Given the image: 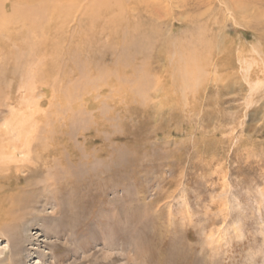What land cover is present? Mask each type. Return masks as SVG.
Listing matches in <instances>:
<instances>
[{"label": "rangeland", "instance_id": "374dc122", "mask_svg": "<svg viewBox=\"0 0 264 264\" xmlns=\"http://www.w3.org/2000/svg\"><path fill=\"white\" fill-rule=\"evenodd\" d=\"M63 1L1 37L0 264H264V0Z\"/></svg>", "mask_w": 264, "mask_h": 264}, {"label": "bare ground", "instance_id": "6f19581e", "mask_svg": "<svg viewBox=\"0 0 264 264\" xmlns=\"http://www.w3.org/2000/svg\"><path fill=\"white\" fill-rule=\"evenodd\" d=\"M9 1V0H8ZM38 1V0H37ZM54 1H57V0H54ZM59 1V0H58ZM71 1V0H70ZM73 1V0H72ZM111 1L113 2V0H96L95 3H96V8H95V11L98 10V9H102L107 7V5H111ZM53 2V0H40L39 3H37L36 5H33L32 7L30 8H27L26 10H16V8H9L8 6V3L6 1H3L0 0V45L3 47V44H2V41H1V37H9L8 39L12 38V34L11 35H8L10 29L9 27L13 26L14 24H17L18 22L16 21H21L22 24H25L26 26L29 27V30L34 32V34L36 35V33L39 32L40 35H53V32H52V29L50 28V25L49 23H46L47 20H46V17H48L49 15H51V19H53L52 17H55L56 15H59V14H62V13H66L69 6H73L72 3L70 4H67L65 1L62 2L63 5L65 6H59L56 7V6H53L51 3ZM61 2V1H60ZM78 2V1H77ZM88 2V0H87ZM36 3V2H35ZM10 4V3H9ZM12 4V3H11ZM34 4V3H33ZM61 4V5H62ZM90 4V3H89ZM18 7V6H17ZM93 7V6H92ZM19 8V7H18ZM11 10V13L9 15H5V13H7V10ZM20 9V8H19ZM109 9V8H108ZM94 10V8H93ZM105 10V9H104ZM69 12V11H68ZM95 13V12H94ZM55 19V18H54ZM57 20V19H55ZM64 21V20H63ZM62 21V22H63ZM21 24V23H20ZM24 25V26H25ZM53 25V24H52ZM93 25V24H91ZM23 27V26H22ZM27 28V27H26ZM62 29V28H61ZM47 31V32H46ZM60 31V30H59ZM55 32V31H54ZM28 33V32H26ZM56 33V32H55ZM58 33V32H57ZM56 33V34H57ZM30 34V33H29ZM23 36V34H21ZM28 35V34H27ZM32 36V35H31ZM57 36V35H56ZM20 37V36H19ZM23 38V37H22ZM55 38V37H54ZM19 39V38H18ZM36 39V37H35ZM50 38H46L44 37L42 39L41 42H39L38 44V49L41 50V52L43 51V49L45 50H49V47L51 46V48L55 49V52L56 51V48L54 45V42L52 45L51 43H49V40ZM28 40V39H27ZM52 40V39H51ZM58 40V39H57ZM56 40V41H57ZM15 42V41H14ZM19 42V41H17ZM81 43V42H80ZM145 43V42H144ZM24 44V43H23ZM22 44V45H23ZM26 45V44H25ZM33 45L35 46V44H27L26 48L30 51V52H33ZM84 44H82L81 46H83ZM6 48V47H5ZM74 48V47H72ZM76 48V47H75ZM61 50V49H60ZM37 51V50H36ZM34 51V53L36 52ZM47 51H44V53H47ZM70 51V52H69ZM72 51H71V48L68 49V50H64V52H62V56L65 57H70V58H73V55L70 54ZM60 53V52H59ZM57 53L55 54V57L56 59H58L60 57V54ZM83 53V52H81ZM72 57H71V56ZM76 55V54H75ZM85 55V54H83ZM54 59V58H53ZM53 59L51 60V62H47V66L46 67H50V68H53ZM59 60V59H58ZM64 60V59H63ZM56 63V62H55ZM59 63V62H58ZM50 64V65H49ZM89 65V64H88ZM55 67V65H54ZM73 72L75 70L72 69ZM103 90V89H102ZM104 91H107V92H110V89H104ZM103 91V92H104ZM101 92V93H103ZM90 94V92H89ZM92 95H96L95 93H91ZM84 95H87V93H85ZM97 95H100V93H97ZM83 96V95H82ZM94 97V96H93ZM91 98H88L87 102L85 103V99L83 98L82 99V106L85 107V109H88V106L89 108L91 107ZM87 106V107H86ZM26 144V143H25ZM58 152V151H57ZM60 155V154H59ZM5 169V168H4ZM8 169V168H7ZM3 173V172H2ZM1 174V173H0ZM10 175V174H9ZM75 183V182H74ZM2 189H0L1 191ZM18 195V194H17ZM12 196V195H11ZM30 196V195H29ZM27 197V196H26ZM21 197L19 196H12L10 197L9 199H7L6 197H4L3 195L0 194V206L3 208V205L6 204L7 206V201L9 202L10 206L6 208V210H3L1 209L0 207V225H6L7 222L9 223L12 219V216L14 215L13 214V211L14 210H24V205L22 204V202L24 201V199H20ZM34 198V197H33ZM52 198V197H51ZM29 199V198H28ZM27 199V200H28ZM33 201H36V199H34ZM35 203V202H34ZM60 204V203H59ZM33 206V205H32ZM26 207H30V205L26 206ZM27 212V211H26ZM23 214V213H22ZM26 214V213H25ZM7 221V222H6ZM6 229V228H5ZM1 231V230H0ZM4 234V232H3ZM2 234V235H3ZM5 238V237H4ZM14 238V237H13ZM8 240V239H7ZM34 250V249H33ZM21 252V251H20ZM2 253V252H1ZM16 256V255H15ZM9 255L7 256V259H12V262L13 261V257H12V252L10 254V257ZM5 259V258H4Z\"/></svg>", "mask_w": 264, "mask_h": 264}]
</instances>
